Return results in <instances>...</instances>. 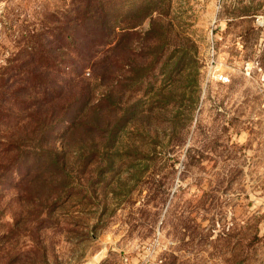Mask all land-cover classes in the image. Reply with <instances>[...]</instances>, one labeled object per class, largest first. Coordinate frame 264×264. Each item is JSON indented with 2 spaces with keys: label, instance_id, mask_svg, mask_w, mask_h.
<instances>
[{
  "label": "rangeland",
  "instance_id": "rangeland-1",
  "mask_svg": "<svg viewBox=\"0 0 264 264\" xmlns=\"http://www.w3.org/2000/svg\"><path fill=\"white\" fill-rule=\"evenodd\" d=\"M88 1L95 73L61 39ZM64 85L51 157L0 188V264H264V0H0L3 113Z\"/></svg>",
  "mask_w": 264,
  "mask_h": 264
},
{
  "label": "trees",
  "instance_id": "trees-1",
  "mask_svg": "<svg viewBox=\"0 0 264 264\" xmlns=\"http://www.w3.org/2000/svg\"><path fill=\"white\" fill-rule=\"evenodd\" d=\"M92 1H88L84 6V11L89 12L91 17L86 19H77L75 22H85L90 24L86 28L85 42L80 43L76 37L75 27L65 29L62 38L65 39V46L73 45L76 51L75 57H72L70 64L73 67H83V70L95 68L101 61L100 49H106L108 53L112 49L114 25L112 20L99 14H93ZM92 24L96 29H93ZM93 45L87 49V41L94 38ZM65 36V37H64ZM68 41V42H67ZM52 42V41H51ZM55 43V42H52ZM84 50V51H82ZM33 59H37V51H32ZM38 59H42L41 56ZM43 84H38L41 87ZM3 88V87H2ZM57 91L48 93L47 89L42 94L26 95L12 99V107L8 109V113H3L5 101L0 96V188L4 189L3 183L6 181L8 173L16 172L18 164L26 161L30 157H51V148L44 149L43 144L47 135H53L56 127H60L65 118L68 108L78 98H82L85 94L84 90L74 94L69 100L65 98V85L58 87ZM1 127H5L2 131ZM51 139V138H50ZM49 139V141H50ZM52 143L49 142V145ZM33 150V151H31ZM36 150L40 151L37 152ZM33 154V156H32ZM54 158V157H53Z\"/></svg>",
  "mask_w": 264,
  "mask_h": 264
},
{
  "label": "built area",
  "instance_id": "built-area-1",
  "mask_svg": "<svg viewBox=\"0 0 264 264\" xmlns=\"http://www.w3.org/2000/svg\"><path fill=\"white\" fill-rule=\"evenodd\" d=\"M223 78V77H222Z\"/></svg>",
  "mask_w": 264,
  "mask_h": 264
}]
</instances>
